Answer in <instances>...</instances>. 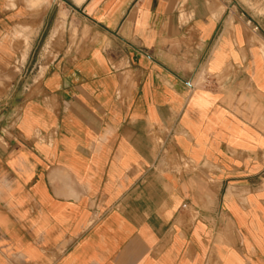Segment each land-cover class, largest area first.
I'll list each match as a JSON object with an SVG mask.
<instances>
[{"label": "crops", "instance_id": "1", "mask_svg": "<svg viewBox=\"0 0 264 264\" xmlns=\"http://www.w3.org/2000/svg\"><path fill=\"white\" fill-rule=\"evenodd\" d=\"M0 264H264V0H0Z\"/></svg>", "mask_w": 264, "mask_h": 264}]
</instances>
